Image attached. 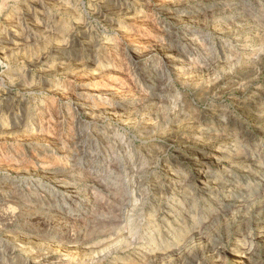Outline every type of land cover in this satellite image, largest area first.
<instances>
[{"label":"rangeland","instance_id":"obj_1","mask_svg":"<svg viewBox=\"0 0 264 264\" xmlns=\"http://www.w3.org/2000/svg\"><path fill=\"white\" fill-rule=\"evenodd\" d=\"M0 264H264V0H0Z\"/></svg>","mask_w":264,"mask_h":264},{"label":"bare ground","instance_id":"obj_2","mask_svg":"<svg viewBox=\"0 0 264 264\" xmlns=\"http://www.w3.org/2000/svg\"><path fill=\"white\" fill-rule=\"evenodd\" d=\"M216 151H217V152H216L217 155L219 154V155H221V157H222V156H223V157L225 156V155H224L225 153H223V152H221V151H219V150H216ZM219 157H220V156H219ZM204 160H205V163H206V162H210V163H212L213 161H217V163H218V159H214V158H205ZM216 166H217V165H216ZM198 177H199V178H198L197 181L199 182V185H201V184H202V183H201V180H200V177H201V176H198ZM14 188H15V187H14Z\"/></svg>","mask_w":264,"mask_h":264}]
</instances>
